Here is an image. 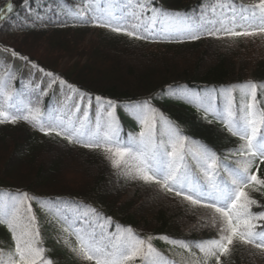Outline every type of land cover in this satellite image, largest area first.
I'll use <instances>...</instances> for the list:
<instances>
[{
	"label": "trees",
	"instance_id": "trees-1",
	"mask_svg": "<svg viewBox=\"0 0 264 264\" xmlns=\"http://www.w3.org/2000/svg\"><path fill=\"white\" fill-rule=\"evenodd\" d=\"M24 1L13 0L14 11L10 15L20 14ZM207 1L210 0H151L150 6L161 13L165 12L166 16L170 12L191 16L193 10ZM226 1L239 5L258 2ZM4 2L0 0V4ZM56 4L60 6L61 1L56 0ZM66 5L71 3L66 2ZM82 12L79 18L53 19L54 24L45 27L27 25L21 29L19 36L8 29L7 23L2 22L0 33L6 36L0 40V44L20 55L25 62L53 72L89 93L115 100L149 98L156 109L177 124L188 138L202 142L232 165L240 162L236 158L248 155L247 152L242 153L244 141L238 135H233L224 124L214 121L185 101L172 99L166 90L177 85L189 88H237L250 75L254 77L253 82L263 84L264 56L254 51L253 64H250L249 53L244 55L243 52L248 39L228 38L222 34V38H217L207 34L215 30L208 28L202 31L203 27L190 23L183 24L182 29L172 22H163L172 27V32H162L157 38L136 32L145 37L136 39L123 32H113L108 27L99 28L94 21L92 7L86 6ZM178 31L184 32L174 33ZM192 34L200 38L191 39ZM101 51L106 52L102 59L110 61L111 66L118 61L121 71L127 75L126 79L90 78L93 75L84 71V65L89 62L90 52L98 54ZM128 55H137L147 61L155 68L154 71L142 78L134 66L128 67L118 58ZM207 59L213 63L206 64ZM102 61L97 60L92 67L99 69ZM15 85L21 88L18 81ZM50 88L51 85H48L47 89ZM261 91L257 89V104L264 109ZM237 96L244 101L243 105L247 103L242 93ZM55 153L60 156L50 170L54 172L51 178L41 182L42 177L47 175L46 163H52L51 158ZM63 155L89 162L93 167L83 169L82 162L80 168L85 172L91 169L92 177L83 178V171L75 173V177L70 176V179L68 176H57ZM14 157L27 162L15 169L12 164ZM106 157L107 154L98 148L85 147L77 141L70 143L64 136L55 133L46 135L39 126L29 121L17 119L16 123H0V189L27 194L28 198L60 197L91 205L103 215L131 227L146 244L151 243L161 253L176 256L184 262L191 254L179 248L175 242L215 240L219 237V215L212 208L203 206L212 201L202 200L201 204H192L183 196L175 195L176 189L168 192L157 183H146L136 178L134 169L137 161L130 160L129 167L122 165L114 168ZM253 165L257 176L264 179V162L258 164L255 158ZM23 167L28 170L27 174L23 175ZM244 191L257 202L251 205V212L257 215L264 212V185L252 183ZM40 235L44 254L50 257L52 264H82L63 244L55 241L48 227L45 226ZM205 237L208 238L203 239ZM14 244L12 231L0 223L1 247L10 248L12 252ZM259 251L253 246L234 241L231 252L221 256L220 264H264V254ZM207 263L216 264L215 257L208 259ZM91 264H95V261ZM129 264L148 262L137 258L129 261Z\"/></svg>",
	"mask_w": 264,
	"mask_h": 264
},
{
	"label": "snow or ice",
	"instance_id": "snow-or-ice-1",
	"mask_svg": "<svg viewBox=\"0 0 264 264\" xmlns=\"http://www.w3.org/2000/svg\"><path fill=\"white\" fill-rule=\"evenodd\" d=\"M13 12L11 2L0 8V19L6 14ZM230 27L223 26L216 31H210L207 34L222 38H248L264 35V0H258L257 3L231 9ZM98 26L108 27L113 32H123V34L136 39H144V36L137 35L135 31H129L128 26H112L111 21H105ZM142 24H133L131 27L137 29ZM150 31V29H146ZM222 34V36H221ZM191 39H199L200 36L192 34ZM13 54H15L13 52ZM260 88V99L264 100V84L258 85L256 82H248L243 86L242 92L247 103L243 105L244 115L240 118L235 116L232 108L229 107L225 117V123L233 135H238L244 141L241 151L247 152L250 159L247 164L240 169L231 173L232 179L229 186L223 189L213 184L216 195L212 197L213 202L203 204L204 207L212 208L220 218L219 237L215 240L198 245L199 250L208 257H215L216 264H220L221 256L228 255L234 244L238 241L241 244L253 246L256 249L264 251V212L253 214L251 205L256 204L244 188L250 184L264 185V179L250 173V167L256 157H260L264 162V109L257 104V89ZM12 95L5 90L3 77H0V123L5 121L16 123L17 119L29 121L40 127L46 135L55 133L58 136H64L70 143L75 139L80 140V134L76 129L69 131L67 128L60 126L53 127L51 124L44 127V121L41 120L39 108L25 109L27 115L14 112L9 115V109L6 103L12 101ZM111 105V102H107ZM155 111V110H153ZM111 115V114H110ZM145 126V131L140 133L143 138L142 143L145 145V151L139 154L132 152L130 149L135 147L136 138L130 145H121L118 138V127L109 125V131L101 139L84 144L85 147L98 148L107 154L114 168H120L122 165L129 167V161H137L135 165L136 178L142 179L146 183H157L168 192L175 195L183 196V199L192 204H201L205 194L197 192L194 188L188 186L187 165L182 142L172 144V151L167 153L172 159L165 161L158 158L157 153L151 151L153 126L148 124L147 120L141 119ZM205 160L206 175L215 174L218 167L217 160L214 156L207 155L202 157ZM211 161L208 163L207 161ZM131 174V172L129 173ZM191 193V194H189ZM24 201L28 200L27 194H22ZM21 202L4 208L0 206V223H5L13 233L15 241L11 255L5 261V254L0 250V264H51L43 256V249L36 247L38 229L35 227V216L27 217V224H21L20 208ZM30 210V205H28ZM215 223V221H214ZM20 229L17 232V229ZM80 241L79 253L86 260H94L95 264H129V261L140 258L148 264H155V257L159 255L152 247L151 243L143 240H136L134 243L112 244L111 246L102 245L91 236L78 234ZM187 247L186 245H182Z\"/></svg>",
	"mask_w": 264,
	"mask_h": 264
},
{
	"label": "rangeland",
	"instance_id": "rangeland-1",
	"mask_svg": "<svg viewBox=\"0 0 264 264\" xmlns=\"http://www.w3.org/2000/svg\"><path fill=\"white\" fill-rule=\"evenodd\" d=\"M135 8H139V5H134L132 9H130L127 14L129 15H132V21L136 22L138 20V15H139V10L138 11H135L134 9ZM217 14H220V15H223V20L221 21L225 26H231L228 22L230 20V18H228V14H230V9L227 8L226 5H223V4H219V5H214V7H211V8H206L204 10V12H202L201 14L198 15V18L202 21L203 18L204 19H212V18H215V16ZM216 22H219V20L215 19ZM253 39H255L257 41L254 42V45H252L253 42H248L245 44L246 46V49L243 50L244 52V55H246L247 53H249V59H250V64H253L251 63V60H253V53L254 51H257V52H261V51H264L263 50V45H264V37L261 35V36H258V37H253ZM259 42V43H258ZM262 43V44H261ZM35 47V46H34ZM71 51V50H70ZM106 52H99L98 54H93L92 52H90V55H89V62L87 64L84 65V71L85 72H90L93 76H91L90 78L92 79H97V80H102V79H107V80H113V81H118V80H121V79H126L127 78V75H125V73L123 71H121L120 69V65H118V61L117 63L114 62L113 63V66H111L112 64H110V61L106 62L104 61V59H102V57H104L106 54H104ZM94 55V57H93ZM261 55V53H260ZM97 60H103L102 62L99 63V69H97L96 67H92L93 64L97 61ZM116 63V64H115ZM213 62L210 60V59H207L206 60V64H212ZM89 66V67H88ZM96 66V65H95ZM170 66H172V64H170ZM116 67V68H115ZM252 68V66H251ZM135 69L137 70L139 76H141L142 78H144L145 76L147 75H150L152 73V71H154V67L150 66V67H145L142 71H140L137 67H135ZM83 70V69H82ZM95 72H98V73H95ZM36 77L40 80L42 78H44L43 75H40V74H37ZM95 77V78H94ZM61 96V99H64L66 101V99H69L70 98V94L66 91H63L62 92V95ZM200 105H202V101H199L198 102ZM57 107L58 108H65V104L62 103V102H58L56 103ZM99 107H101V105H99ZM71 109H67L66 111H69L71 112ZM84 112L86 113V110L85 108H83ZM110 114L111 113H104V115L106 116V118H109L110 117ZM221 116H226L227 113L226 111H222L220 113ZM95 117H99V114L96 112L95 113ZM139 118H143L144 117V114H139L138 115ZM93 125H95V123H92V127ZM109 125H112L114 127H116L114 124L110 123L108 124V126L104 129V131L101 132V134L98 136V137H101V136H104L105 133H107L109 131ZM76 125H71L70 128L71 129H75ZM101 128V126H100ZM140 142H136L135 144H139ZM60 156V154L58 153H55V155L51 158L53 161L52 163H50V165H48V163H46L47 167H46V177L41 179V182L42 181H47L48 177L51 178L52 174L54 171H50L51 169H53V167H55V162L56 161H59L58 160V157ZM4 157V156H3ZM27 161H25L24 159L22 160H18L16 157H14V160L12 161V164H13V168L17 169L16 167H20V164H24L26 163ZM61 165L59 166V170L56 172L57 173V176H68L70 179L71 177L70 176H76L77 172H82L83 171V178L85 177V171L82 170L80 168V164L82 163L83 164V169L84 167L86 166H91V164L85 160H79V159H74L73 157H65L64 155L62 156V160H61ZM93 167V166H91ZM11 168V166H10ZM9 168V169H10ZM3 177V176H1ZM80 177H82V175L80 174ZM4 178H8V177H4ZM0 201L1 202H5L6 200L4 198H0ZM46 208L48 210L49 213H52L54 212L55 214L57 213L58 210L55 209V206H53L52 204H47L46 205ZM61 213L67 215L66 219H67V223H68V226H66V228H70L71 229V224L74 223V222H77V221H81V223H84L86 226H87V222H85L87 220V216L89 215L87 212L85 213H80V211L74 209L73 207H66V206H62V211ZM64 215V216H65ZM61 217V216H59ZM51 221L52 223L57 226V228H60V225H59V222L57 221V219L52 216L51 217ZM66 225V223L64 224V226ZM79 227H81L79 225ZM88 231L91 232V228L87 227ZM73 230V227L72 229ZM78 234L80 235H87V236H91L90 234H85V233H78V231L76 230L73 234H71V236L68 238V240L70 241H77V242H80L79 241V238H78ZM92 237V236H91ZM97 240V239H96ZM98 241V240H97ZM82 259L83 256H82Z\"/></svg>",
	"mask_w": 264,
	"mask_h": 264
},
{
	"label": "bare ground",
	"instance_id": "bare-ground-1",
	"mask_svg": "<svg viewBox=\"0 0 264 264\" xmlns=\"http://www.w3.org/2000/svg\"><path fill=\"white\" fill-rule=\"evenodd\" d=\"M118 58L120 61H122L124 63V65H126L128 67H130V66L137 67L140 71H142L145 67L151 66L150 63H148L147 61L141 60L137 55L119 56ZM46 158H48V157H46ZM22 170H23L22 171L23 175L28 173V170L25 167H23ZM92 174H93V172L90 169V170L86 171L85 176H87V179H88V178L92 177Z\"/></svg>",
	"mask_w": 264,
	"mask_h": 264
}]
</instances>
